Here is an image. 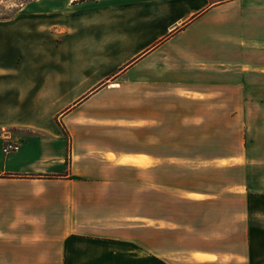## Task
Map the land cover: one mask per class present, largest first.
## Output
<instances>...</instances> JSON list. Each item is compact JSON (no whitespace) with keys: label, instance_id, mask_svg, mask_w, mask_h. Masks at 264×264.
I'll list each match as a JSON object with an SVG mask.
<instances>
[{"label":"crops","instance_id":"1","mask_svg":"<svg viewBox=\"0 0 264 264\" xmlns=\"http://www.w3.org/2000/svg\"><path fill=\"white\" fill-rule=\"evenodd\" d=\"M262 109L264 0H33L0 19V264H264Z\"/></svg>","mask_w":264,"mask_h":264},{"label":"rangeland","instance_id":"2","mask_svg":"<svg viewBox=\"0 0 264 264\" xmlns=\"http://www.w3.org/2000/svg\"><path fill=\"white\" fill-rule=\"evenodd\" d=\"M33 0H0V17H5V16H10L12 17L15 14V10L16 8L21 4H28L29 2H31ZM214 2H216V4H223V3H227L233 0H213ZM225 15L223 14V12L220 14V17H231L232 15H234L236 13L235 10L232 9H228L226 10V12H224ZM252 17V16H249ZM255 16L252 19V21L255 20ZM232 21V19H230ZM256 82H258V79H255ZM261 81V80H259ZM250 96H258L260 94L257 93V91H252L250 94ZM250 128V141L252 142L253 139H255V142L253 141V151H255L256 156L258 157L260 163L257 164V166L255 167V169H253L251 172L253 173L252 175L254 177L257 178H261V180H259L260 184L264 183V109L262 110H256L255 111V116L253 118V120L251 121V124L248 126ZM242 128V127H241ZM241 136L242 133H239L238 135L234 136V140L232 142L230 141H226L223 143H210L208 146V150L209 153H214V152H220V151H227L230 149L234 148L235 142H239L241 141ZM252 176V177H253ZM187 181L191 182L190 184L195 183L194 177H190L189 179H187ZM259 182H257L256 187L259 189L262 186H260ZM135 188H129L128 190V202L129 205L127 207L128 213L129 215H133L135 214V211H139L144 213L145 215H151L152 213V207L146 206V205H135V200L139 201L140 199H147L151 197V193L150 191H145L142 194V191H138L139 195H136ZM137 196H139L137 198ZM163 196L161 195V198ZM137 198V199H136ZM133 201V202H132ZM229 203V212H230V200L228 201ZM242 203V202H241ZM193 209V207H192ZM226 209H228V207H225V211ZM159 213L161 216H163L165 214V209L163 206L159 207ZM241 213H247V210L244 211V208L241 207ZM242 225V224H241ZM228 228H231V222L228 223ZM242 229L243 227H241V233H242ZM209 244H213L216 245L217 247H221L219 244H216V241L213 240H208L207 241ZM229 248H231L232 246L234 248L236 247H240L243 248L244 245V238L241 236L239 238H231L228 240L227 244Z\"/></svg>","mask_w":264,"mask_h":264},{"label":"built area","instance_id":"3","mask_svg":"<svg viewBox=\"0 0 264 264\" xmlns=\"http://www.w3.org/2000/svg\"><path fill=\"white\" fill-rule=\"evenodd\" d=\"M19 150V145L16 143H7L4 147H3V153L4 154H9L12 152H16Z\"/></svg>","mask_w":264,"mask_h":264},{"label":"trees","instance_id":"4","mask_svg":"<svg viewBox=\"0 0 264 264\" xmlns=\"http://www.w3.org/2000/svg\"><path fill=\"white\" fill-rule=\"evenodd\" d=\"M25 5H26V3H25V4L21 3V4L16 8V10H15L14 12H17L21 7H23V6H25ZM8 18H10V16L0 17V19H8Z\"/></svg>","mask_w":264,"mask_h":264},{"label":"bare ground","instance_id":"5","mask_svg":"<svg viewBox=\"0 0 264 264\" xmlns=\"http://www.w3.org/2000/svg\"><path fill=\"white\" fill-rule=\"evenodd\" d=\"M112 86V85H111ZM115 86V85H114Z\"/></svg>","mask_w":264,"mask_h":264}]
</instances>
